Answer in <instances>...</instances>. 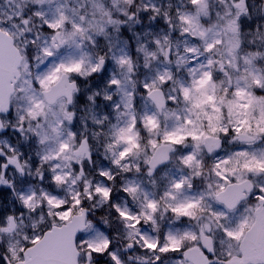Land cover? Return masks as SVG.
Segmentation results:
<instances>
[{
  "label": "snow or ice",
  "instance_id": "6c2138e0",
  "mask_svg": "<svg viewBox=\"0 0 264 264\" xmlns=\"http://www.w3.org/2000/svg\"><path fill=\"white\" fill-rule=\"evenodd\" d=\"M0 264H264V0H0Z\"/></svg>",
  "mask_w": 264,
  "mask_h": 264
}]
</instances>
